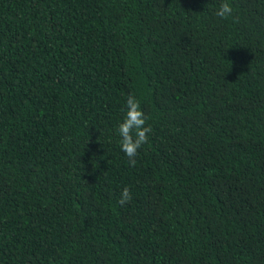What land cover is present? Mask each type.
<instances>
[{"label":"trees","instance_id":"obj_1","mask_svg":"<svg viewBox=\"0 0 264 264\" xmlns=\"http://www.w3.org/2000/svg\"><path fill=\"white\" fill-rule=\"evenodd\" d=\"M223 2L0 0V264H264V0Z\"/></svg>","mask_w":264,"mask_h":264},{"label":"clouds","instance_id":"obj_2","mask_svg":"<svg viewBox=\"0 0 264 264\" xmlns=\"http://www.w3.org/2000/svg\"><path fill=\"white\" fill-rule=\"evenodd\" d=\"M233 14L232 5L225 0L216 10L215 15L222 19H228ZM147 117L141 110L140 101L135 96H128L126 100L125 115L119 124L118 134L120 136L119 146L129 158L130 164L136 163L139 150L149 142V134L153 131L150 126H146ZM132 195L128 187H124L120 198V205L131 202Z\"/></svg>","mask_w":264,"mask_h":264}]
</instances>
